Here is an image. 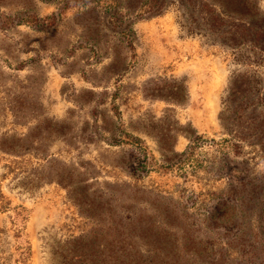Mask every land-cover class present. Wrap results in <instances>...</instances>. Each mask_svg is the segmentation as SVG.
<instances>
[{
  "label": "rangeland",
  "instance_id": "rangeland-1",
  "mask_svg": "<svg viewBox=\"0 0 264 264\" xmlns=\"http://www.w3.org/2000/svg\"><path fill=\"white\" fill-rule=\"evenodd\" d=\"M176 2L0 0V264H56L74 235L142 264H264V43L189 33Z\"/></svg>",
  "mask_w": 264,
  "mask_h": 264
},
{
  "label": "trees",
  "instance_id": "trees-1",
  "mask_svg": "<svg viewBox=\"0 0 264 264\" xmlns=\"http://www.w3.org/2000/svg\"><path fill=\"white\" fill-rule=\"evenodd\" d=\"M176 1L177 6L180 8L181 18L189 22V27L187 26L188 28L186 29L189 33H197L200 36L204 35L208 40L219 41V43H223L226 46L236 45L239 39L245 36L249 42L253 41V39H261L264 43V18H261L259 22L251 18L250 20H246L242 16L244 15L243 12L227 10L221 7V5H217L214 0ZM163 3L164 1L153 3L148 9L159 11ZM231 15L237 16L236 20L239 23L227 24L226 18H229ZM183 26L185 25L183 24ZM203 140L204 138L200 136L193 137V141L188 147L189 151L183 152V159L179 158V160H189L193 155L194 148L199 146V143H202ZM144 161L140 158L132 162L129 166L130 173L135 176L141 175L137 171L138 167L142 171L147 172L148 166ZM64 244L61 247V256L58 257L56 264H142L133 258L125 256L107 255V257H103L96 252L95 248H97V245L95 242L82 235L71 236L65 239ZM215 256L213 257L214 259L208 261V264H221V259Z\"/></svg>",
  "mask_w": 264,
  "mask_h": 264
}]
</instances>
